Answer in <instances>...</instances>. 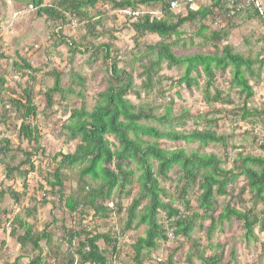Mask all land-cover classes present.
Returning <instances> with one entry per match:
<instances>
[{"label":"rangeland","instance_id":"1","mask_svg":"<svg viewBox=\"0 0 264 264\" xmlns=\"http://www.w3.org/2000/svg\"><path fill=\"white\" fill-rule=\"evenodd\" d=\"M116 2H134L136 13H151L153 17L163 18L160 5H140L141 0H113ZM170 0H167L169 2ZM244 1V0H243ZM59 0H45V5L56 6ZM223 10L204 22L186 24L181 28V36L166 40L173 46L177 56L195 54H220L223 47L231 46L234 53L255 61V76H248L253 87L254 97L246 99L240 90L233 86L230 72L217 73L210 94L220 92L224 102L205 103V79L199 78V86L191 89L164 81L161 85L146 93L141 89V67L147 62L145 47L161 41L156 35L138 38L132 24L138 16L122 15L111 2L100 3L94 9H87L88 17L70 16L64 20H49L39 17L31 0H0V148L1 141H8L11 153L2 157L0 152V192L13 187L22 195L20 204H15L6 196L1 206L3 214L0 226V264H30L38 256L26 248L21 249L16 236L11 234L13 228L18 235L24 232L19 224L13 223L15 217L29 223L36 231L42 232L48 227L50 241L41 244L43 264H67L68 254L75 251L84 234L110 235L117 239L118 252L112 253L104 241L99 246L108 258V264H137L133 245L145 236L146 226H138L137 221L127 230V210L139 197L136 172L132 183L122 192L114 191L111 201L104 205L111 211L104 218L95 215L89 207H79L70 212L65 206L69 197L82 200L84 194L78 192V170L63 171V187L53 190L47 185L57 169L62 154L74 152L77 142H70L63 126L74 109L83 105L88 110L95 106V99L108 85L110 66L117 62L120 69L133 74L135 92L129 96L137 107L143 106L154 116L162 118L170 111L172 120L143 122L160 131L175 129L191 134L196 131H212L224 139L223 143L211 144L204 148L198 142L172 143L160 140L164 150L184 149L188 154L197 152L202 155H214L222 161V167L236 170L241 157L264 155L261 136L264 124V26L252 12L240 13L232 19H224ZM162 12V13H161ZM181 7L172 11V15L186 16ZM209 29L201 35L202 27ZM220 32L224 38L211 41L210 33ZM105 46L110 47V58L106 57ZM24 61L33 71L24 68ZM61 75L63 95H55L52 107L47 108L45 94L54 85V75ZM183 74L182 68L168 69L164 64L160 75L177 81ZM30 77L34 78L32 81ZM30 91L37 115L26 120L31 127H36L41 135V150L33 154L31 161L34 172L27 178V190L23 194L21 180L8 181L3 163L17 167L29 157L34 145L19 139L22 125L21 115L12 101H23V92ZM139 94V95H138ZM230 101V104L227 103ZM248 110V114L246 112ZM21 111H24L23 109ZM114 142L113 139H110ZM2 159H4L2 161ZM29 170L28 165L22 167ZM166 191L162 197L164 203L179 210L186 216L197 213L194 229L189 238L175 236V224L168 214L160 211L158 220L167 232L168 240L159 242L155 251L145 252L143 264H160L169 256H174L175 264H207L205 260L217 257L218 264H264V204L259 201L248 187L244 177L229 186V196L216 197L213 210L203 214L199 208L198 183L187 190L185 202L182 201L183 180L178 168L166 179H159ZM91 188L97 183L87 178ZM147 202H143L145 206ZM227 205L242 212H251L258 223L254 228L256 238L247 240L243 225L234 219L220 221L219 216ZM34 212L26 217L27 211ZM205 215V216H203ZM216 221L212 226V219ZM220 221V222H219ZM212 230L211 238L209 231ZM66 230L77 233L73 246H69ZM201 258L204 259L201 260ZM77 263V262H76Z\"/></svg>","mask_w":264,"mask_h":264},{"label":"trees","instance_id":"2","mask_svg":"<svg viewBox=\"0 0 264 264\" xmlns=\"http://www.w3.org/2000/svg\"><path fill=\"white\" fill-rule=\"evenodd\" d=\"M44 2L45 0H31L38 16L47 17L49 20H64L66 14L86 18L88 17L87 9H94L104 2H111L120 13L123 11L136 13V4L131 1L59 0L56 6L45 5ZM139 4L145 6L158 4L164 14L163 18H156L151 13L138 12L139 16L136 18V22L132 24L133 31L138 38L150 34L161 39L160 42L144 48L147 62L141 67L142 73L140 75L142 79L140 87L144 92H152L156 85H161L164 81L170 82L173 86L176 83L191 89L199 86V78H204L206 85L205 103L207 105L222 103L224 98H222L221 93L217 92L212 96L210 89L214 86L217 73L225 74L229 71L232 75L233 86L238 88L246 99L249 100L254 97V90L248 79V76H255L253 71L255 61L252 59L234 53L232 47L228 45L223 47L220 54L177 56L173 52V46L177 45V42L175 44L166 42L172 37H180L182 34L180 30L184 25L198 21L204 22L210 17L218 16L219 9L224 8V19H227L226 0H210L197 12L185 11L186 16L178 17L172 15L167 0H141ZM246 12H252L257 16L253 10H247ZM124 16L127 17V15ZM208 32V27L203 26L201 35ZM223 38L224 35L220 32L212 31L209 40L220 41ZM105 50L106 57L110 58V47L105 46ZM24 64L26 70L35 72L25 61ZM164 64L168 69L182 68V76L177 81H172L160 75ZM30 79L34 80L32 77ZM135 88L133 74L120 69L117 62L112 63L107 88L98 94L92 110H88L84 105L79 109L72 110L63 126L64 133L69 141L78 144L74 152L61 153L58 156L57 169L47 185L53 190L56 187L62 188L63 171L78 170L80 178L78 192L81 194H84L85 191L88 192L82 200L73 199L72 197L67 198L65 200L66 208L70 212H74L79 207L89 206L95 212V215L107 218L111 210L104 205V202L112 200L114 191L122 192L132 183L136 173L132 166L135 165L136 171L140 173L138 178L139 197L132 202L127 210L126 231L131 228L135 221H137L138 226H146L145 236L139 238L133 245L135 262L143 264L145 252L155 251L159 242L168 240L167 232L158 220L160 211H164L170 219H173L176 228L175 236L177 237L189 238L197 219L196 212L192 216H186L164 203L162 197L166 195V191L161 187L159 179H166L175 168H178L184 182L182 201L185 200L187 190L198 183V189L201 192L199 208L203 214H208L213 210L216 197L229 196V186L242 177L248 182L250 192L264 204V155L260 157H241L239 165L236 167L239 172H236L235 170L223 168L221 166L222 161L214 155H202L197 152L188 154L184 149H162L158 143L160 140L172 143L198 142L206 148L211 144L223 143L224 139L212 131H196L185 134L172 128L160 131L155 127L144 124L143 122L156 120L164 124L172 118L170 117V111L166 116L158 118L143 106H135L129 99V96L135 92ZM65 92L62 87L61 75L56 73L53 87L45 94L47 108L52 107L55 95H63ZM227 103L230 104V101H227ZM11 105L21 115L22 125L19 129V139L27 141L34 147L32 152L27 154L29 158L17 167L11 166L10 163L3 164L7 180H21L23 194H25L28 188L27 178L35 169L31 158L33 154L41 150V135L36 127H31L26 123V120L37 115L32 93L25 90L23 101L14 100ZM22 109L24 111H21ZM246 112L248 114L247 109ZM261 121L264 124V114ZM110 139H113L114 142H111ZM1 142L4 145L0 148V152L4 158L11 153V145L5 140ZM261 147L264 151V144ZM24 165H28L29 170H23ZM87 178L97 183L98 187L91 188L85 181ZM6 196H9L15 204H20L22 197L13 187H8V189L0 192V226L2 223L1 215L3 214L1 206ZM145 201L147 204L143 206ZM185 205L188 208L189 202H185ZM26 211V217L30 218L34 215V212L30 209H26ZM211 219L212 226H214L216 221L212 217ZM219 219L220 221L234 219L241 222L246 239L251 241L256 238L254 228L258 220L252 216L251 212H242L231 205H227ZM14 222L19 224V228L24 232L22 235L17 236L18 229L13 228L11 231V234L16 236V241L21 249L28 248L33 254H38L30 264H43L41 244L50 241V234L47 232L48 227L42 232L36 231L33 226L17 216ZM212 230L209 231L210 238ZM65 236L69 246H73L77 233L66 230ZM101 240L104 241L107 248H111L112 253L116 254L118 252L117 239H112L108 234L92 235L86 233L84 234V240L78 243L75 251L68 254L67 264H108V258L99 246ZM216 258L205 261L207 264H218ZM201 260L204 261L203 258ZM160 264H175L174 256H169L166 261H160Z\"/></svg>","mask_w":264,"mask_h":264},{"label":"built area","instance_id":"3","mask_svg":"<svg viewBox=\"0 0 264 264\" xmlns=\"http://www.w3.org/2000/svg\"><path fill=\"white\" fill-rule=\"evenodd\" d=\"M210 0H170V10L177 11L183 7L184 11L197 12L206 2ZM227 10L226 18L232 19L240 13L247 10H253L264 26V0H226ZM122 15L139 16L138 13H130L128 11L121 12ZM261 145L264 144V131L261 136Z\"/></svg>","mask_w":264,"mask_h":264}]
</instances>
